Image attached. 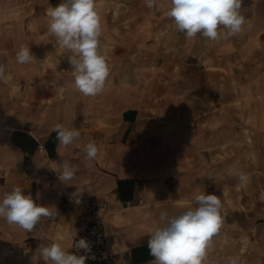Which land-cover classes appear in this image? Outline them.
Listing matches in <instances>:
<instances>
[{
	"label": "crops",
	"instance_id": "obj_1",
	"mask_svg": "<svg viewBox=\"0 0 264 264\" xmlns=\"http://www.w3.org/2000/svg\"><path fill=\"white\" fill-rule=\"evenodd\" d=\"M61 2L0 0V197L20 186L56 212L31 233L0 218V264H47L39 249L53 242L71 252L89 200L110 205L112 256L86 264H150L159 212H180L203 191L219 196L224 220L204 264H264V0H243V31L215 42L176 31L167 0L155 14L144 0H95L110 66L95 97L75 89L47 31L46 10ZM22 44L35 64L16 62ZM57 124L81 141L60 145ZM88 141L95 160L85 159ZM62 162L78 169L67 186Z\"/></svg>",
	"mask_w": 264,
	"mask_h": 264
},
{
	"label": "clouds",
	"instance_id": "obj_2",
	"mask_svg": "<svg viewBox=\"0 0 264 264\" xmlns=\"http://www.w3.org/2000/svg\"><path fill=\"white\" fill-rule=\"evenodd\" d=\"M145 6L154 10L164 8L157 0H144ZM243 0H167V16L175 30L193 39L197 34L209 41L227 40L240 34L246 23L242 14ZM49 34L55 45L64 51L71 65L74 87L85 97L101 94L110 75V66L100 51L102 34L101 17L95 0H62L56 7L46 10ZM20 65L35 64L38 59L27 44L20 45L15 55ZM0 81L8 83L5 64L0 63ZM65 91V89H61ZM56 141L65 148L81 141V132L75 127L57 124L53 128ZM85 159H97L100 149L94 141L82 144ZM10 162L11 157H5ZM59 180L66 186L75 178L77 167L62 162ZM240 181L247 176L239 174ZM79 204L80 201L76 200ZM162 202H158V205ZM221 199L205 191L194 194L190 203L180 212L161 210L158 225L148 234L147 248L153 257L150 264H204L210 238L223 225ZM52 207L37 204L20 186L0 197V218L8 225H16L31 233L41 218L54 219ZM85 254L67 251L60 242L41 247L39 253L52 264H86L91 251L87 240L81 238L74 245ZM230 264H236L231 261Z\"/></svg>",
	"mask_w": 264,
	"mask_h": 264
},
{
	"label": "built area",
	"instance_id": "obj_3",
	"mask_svg": "<svg viewBox=\"0 0 264 264\" xmlns=\"http://www.w3.org/2000/svg\"><path fill=\"white\" fill-rule=\"evenodd\" d=\"M39 149L43 150L44 146L39 145ZM86 215L82 216L83 224L78 228L75 242L83 238L90 244L91 251L86 255L89 257L86 261H103L112 256L110 232L108 229V214L111 211L107 202H99L97 200H89L84 202ZM131 205V202H127ZM71 252L77 255L85 254L83 250L77 249L74 245Z\"/></svg>",
	"mask_w": 264,
	"mask_h": 264
},
{
	"label": "rangeland",
	"instance_id": "obj_4",
	"mask_svg": "<svg viewBox=\"0 0 264 264\" xmlns=\"http://www.w3.org/2000/svg\"><path fill=\"white\" fill-rule=\"evenodd\" d=\"M2 22H4V21H2V20L0 21V27H1V25H2ZM26 86L28 87L29 84H26ZM14 92H15V90L12 89V93H13V95L15 96V93H14Z\"/></svg>",
	"mask_w": 264,
	"mask_h": 264
}]
</instances>
